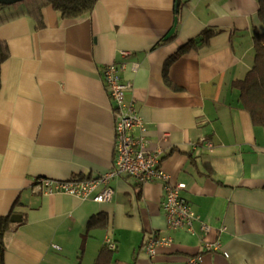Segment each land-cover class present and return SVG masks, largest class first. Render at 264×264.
Returning <instances> with one entry per match:
<instances>
[{"label": "crops", "instance_id": "obj_1", "mask_svg": "<svg viewBox=\"0 0 264 264\" xmlns=\"http://www.w3.org/2000/svg\"><path fill=\"white\" fill-rule=\"evenodd\" d=\"M260 5L99 0L77 19L46 7L41 22L0 26L9 50L0 67V218L22 217L5 235V264H96L109 241L112 264H186L197 255L202 264H264V128L233 87L254 65L253 36L264 34ZM207 30L214 33L207 45L167 63ZM109 64L123 66L132 85L126 99L147 126L150 148L163 149L161 168L186 185L181 197L200 218L193 233L168 229L161 182L118 177L102 204L35 192L39 177L94 179L113 169ZM154 236L173 242L152 258L145 245ZM208 242L222 251L206 252Z\"/></svg>", "mask_w": 264, "mask_h": 264}, {"label": "built area", "instance_id": "obj_2", "mask_svg": "<svg viewBox=\"0 0 264 264\" xmlns=\"http://www.w3.org/2000/svg\"><path fill=\"white\" fill-rule=\"evenodd\" d=\"M128 57L129 52H122ZM123 66L109 64L103 70L104 83L108 94L114 103L115 114V163L113 169L98 178L54 180L44 177L35 179V192L47 195L67 194L82 200L92 199L97 203H108L112 200L114 191L110 186L112 180L128 176L136 180L139 185L161 182L164 188L163 211L170 231L188 229L193 233L194 222L200 221L199 216L181 197L185 184H173L171 177L161 168L162 148L151 149L147 139V126L137 110L134 102H128L127 92L131 84L123 80L121 70ZM167 136H163L166 140ZM93 197L92 194L99 190ZM202 223V230L208 232L209 226ZM171 237L154 236L145 245L146 251L154 258L157 249L170 245ZM109 249L115 250V245L108 242ZM206 252H221L219 243H206ZM225 256H228L224 252ZM203 256L197 255L187 260L186 264H202Z\"/></svg>", "mask_w": 264, "mask_h": 264}, {"label": "trees", "instance_id": "obj_3", "mask_svg": "<svg viewBox=\"0 0 264 264\" xmlns=\"http://www.w3.org/2000/svg\"><path fill=\"white\" fill-rule=\"evenodd\" d=\"M98 1L99 0H25L14 5H0V26L22 17H30L41 22L42 11L46 7H52L65 19H77L93 12ZM259 16L264 23V0H261ZM213 35L214 33L211 30L205 31L199 40H194L185 45L175 56L170 58L167 63L173 62L180 54L187 52L194 46L198 48L207 45L209 39ZM253 42L255 50L253 68L243 79L235 81L233 87L239 91L242 108L249 113L253 124L257 127L264 128V34L255 32ZM8 57V46L5 42L0 40V67ZM165 74L167 75V72H165ZM11 216L12 214L0 218V264H5V235L12 226L10 221ZM90 226L92 227V225ZM113 254V251L110 250L108 246H105L96 264H112Z\"/></svg>", "mask_w": 264, "mask_h": 264}, {"label": "water", "instance_id": "obj_4", "mask_svg": "<svg viewBox=\"0 0 264 264\" xmlns=\"http://www.w3.org/2000/svg\"><path fill=\"white\" fill-rule=\"evenodd\" d=\"M25 0H0V5H14L16 3H20L23 2ZM178 9V5L176 6ZM178 24V20H175V24L174 27L172 28V30L169 32V34L167 35V37L165 39L170 38L176 31V27ZM22 217L20 215H13L11 218V223H19L21 222Z\"/></svg>", "mask_w": 264, "mask_h": 264}]
</instances>
